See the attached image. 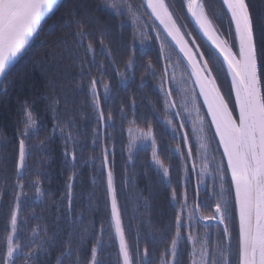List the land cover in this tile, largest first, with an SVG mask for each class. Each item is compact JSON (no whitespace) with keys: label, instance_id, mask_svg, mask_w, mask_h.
Instances as JSON below:
<instances>
[{"label":"trees","instance_id":"obj_1","mask_svg":"<svg viewBox=\"0 0 264 264\" xmlns=\"http://www.w3.org/2000/svg\"><path fill=\"white\" fill-rule=\"evenodd\" d=\"M104 2L65 0L35 39L29 56L15 65V71L9 77L10 82L0 85V253L6 252V235L11 228L10 211L19 191L17 181L24 184L16 237V242L22 247L16 264H57L58 258L61 264H76L77 249L80 264H88L94 246L100 264H122L115 229L109 227L111 197L107 188V169L113 173L118 210L130 249L134 247L137 237L141 248L147 243L151 249V242L155 238L159 243L152 259L153 264H158L159 254L164 251L166 243L174 234V214L179 204L172 199L171 193L175 188L179 199L183 191V165L181 159L173 155L170 149L171 144L177 145V138L173 137L162 120L160 109L163 107V99L157 87L159 80L147 75L141 87L142 74L147 63L152 62L157 77L164 64L163 60H158L160 42L154 40L155 33L149 31L148 26L145 31H149L153 39L146 40L143 45L137 37L136 66L131 79L120 81L109 60L103 55L97 56V63L107 67L103 83L111 86L109 94L105 96L102 84L97 85L100 105L105 114L112 112L113 121L98 122L88 88V76L81 79V60L77 57L83 58L84 52L83 47L77 46L79 38L73 35L77 22L83 23L86 26L85 31L90 33L84 44L91 40L99 49V40L103 37L104 46L111 49L112 58L117 62L116 66L120 71L124 70L123 64L133 45L132 18L127 14L117 15ZM128 2L140 9L142 0ZM246 3L249 4L253 17L259 49V33L264 25V0H246ZM205 5L209 12L210 9L218 10L220 7L219 0H205ZM183 9L186 13V8ZM146 22L152 25L153 19L144 14V9H140L139 24L144 25ZM190 25L192 28L187 30L196 37L201 46L200 50H207L209 47L191 23ZM156 27L159 28L157 24ZM227 27L228 21L225 20L221 31L226 32ZM171 50L177 54L176 50ZM181 66L184 68L183 64ZM100 71L102 69L93 68L91 75L99 78ZM216 74L222 92L226 99H230L229 77L219 68ZM185 75L187 76L186 72ZM221 75L226 79L227 89L221 83ZM54 100L59 103L56 104ZM200 100L202 104V97ZM25 106L32 112L36 124L25 138V168L21 170L23 176L18 177L19 140L24 138L20 133L25 128ZM121 107L124 108L123 115L120 112ZM202 109L209 122L206 107L203 106ZM133 120L135 124L130 123ZM57 123L60 127L53 131V126ZM149 123L160 145L164 164L171 165L169 181L153 167L150 149L140 147L130 156L128 154V128L138 125L147 129ZM60 128L64 129L63 135ZM96 129L99 130L98 136L94 131ZM209 130L213 136L214 128ZM68 133H71L72 140L66 142ZM217 139H213L212 149L217 150L220 160L222 148H218ZM178 141L181 150L186 151L182 139ZM104 147L109 151L107 167L102 165ZM66 152L68 155H65ZM73 152L75 161L71 158ZM190 178L187 182L190 183V189H194L196 182L194 183L192 176ZM37 180L41 188L40 196H37L33 187ZM70 183L72 211L68 213L66 194ZM227 188L228 184L225 183V189ZM191 196L194 197L195 194L192 193ZM226 198L231 203V197ZM101 224L104 226L102 236L99 231ZM37 225L41 229H47V251L39 252L36 254L37 258L25 261L23 254L29 247L35 248L33 241L39 239L33 237L32 233ZM233 226L238 241V219L231 221V227ZM43 236L44 233L41 232L40 237ZM69 241L72 256L67 255L69 249L66 248V242ZM186 244V240L180 241V264H189L190 252L183 251Z\"/></svg>","mask_w":264,"mask_h":264},{"label":"snow or ice","instance_id":"obj_2","mask_svg":"<svg viewBox=\"0 0 264 264\" xmlns=\"http://www.w3.org/2000/svg\"><path fill=\"white\" fill-rule=\"evenodd\" d=\"M108 7L115 10L117 15L127 14L132 18L134 32L132 36L133 45L129 51L126 61L123 64V71L117 68V62L112 58L111 49L104 46L101 36L99 49L88 39L90 33L85 31V25L77 22L76 31L73 33L78 37L77 46L83 47V58L81 60V79L88 76V88L91 94L93 109L97 113L100 123L113 121L111 111L105 114L100 105V94L97 85H101L104 94L110 92V84L103 83L104 73L107 67L97 63V56H105L112 65L113 72L120 81L131 79L134 76L136 66L135 41L139 37L143 45L146 40L153 39L149 31L155 32V41H159L158 60H163L164 64L159 76L152 62L149 61L142 74L141 87H143L144 77L151 75L159 80L158 89L162 94L163 107L160 113L164 116L165 122L172 127L174 133L186 127L180 111L175 112V117H170V113L176 108L172 99L173 90L168 85L175 80V76L169 79V68H175L183 64L187 78L190 79L194 87L187 90L184 99V111H188L190 104L199 117L200 107L198 99L202 97V105L206 107V115L210 117L209 128H214L213 139H217L218 148H222L220 160L213 170V196H219L212 207L211 214L201 211L203 205L199 202V188L195 193L196 199L190 206L188 203V193L185 187L180 198L177 199V190L172 189L171 197L177 200L179 207L174 214V234L166 243L164 251L158 256V264H180L179 243L186 240L191 243V264H232V233L229 223L233 219H238V242L235 249L237 258L236 264H264V25L261 26L260 39L261 46L258 49L257 33L253 22V17L246 0H219L218 10L209 12L206 8L205 0H180L181 7L186 8L184 16H176L173 9L175 4L166 3V0H142L140 9H144V14L149 15V19L154 18L149 31L147 24L140 25V9H136L128 0H105ZM63 6L61 0H0V84L6 85L10 82L9 77L15 71V65L23 61L30 54L31 44L43 29V25L56 11ZM150 9V13L147 10ZM73 15V13H69ZM189 23H181V20L189 19ZM228 21L226 32L221 31L223 21ZM219 21L220 23H217ZM156 22L162 26L156 27ZM194 23L199 32L211 43L212 47L201 51L200 44L191 31H188L189 24ZM234 26V31H233ZM191 38V39H189ZM231 38V43H230ZM169 48L178 49L173 59ZM222 58V59H221ZM225 71L226 77L230 76V99H226L218 83L216 68ZM100 71L99 78L91 75L92 69ZM198 89V91H197ZM56 104L58 100H54ZM133 107L135 100H132ZM124 114V108L120 109ZM25 128L20 135L24 138L19 140V159L17 164V176L22 177V169L25 168L26 143L29 130L35 126L36 121L32 117V112L25 106ZM179 119V124H174V119ZM130 123L135 124V120ZM200 133H204L203 119L199 120ZM60 127L54 124L53 131ZM61 134L64 129L60 128ZM99 135V130H94ZM139 133L138 139L149 140L153 149L152 158L163 170L164 176H169V168L166 167L158 157L156 150V138L151 124L146 130L136 129ZM193 134L197 131L193 127ZM130 136L129 148L131 149L132 128L128 129ZM183 145L187 146L186 151L181 150L178 145L175 148L183 159H194L193 145L189 140V133H180ZM207 136L200 135L198 150L207 159L209 145L205 143ZM72 140L71 133H68L66 142ZM96 143V140H93ZM102 165L108 166L109 151L107 147L102 148ZM65 155H68L66 152ZM71 158L75 161V153H71ZM131 158V157H130ZM215 159V157H213ZM196 166L193 164V171ZM185 171L187 166L185 165ZM208 171L207 164L200 168L199 176L201 182ZM70 180L72 177L69 178ZM219 181V192L216 191V181ZM225 183L228 188L225 189ZM37 196L41 195L39 181L34 182ZM19 191L15 196V203L10 211L11 232L6 235V252L0 253V264H16L21 250V244L15 241L18 230V216L21 207V196L24 184L17 181ZM107 188L111 194V222L109 227H114L115 235L119 239V254L122 257V264H153L152 256L158 241L152 240V247L146 243L141 248L139 238L133 248L130 249L124 233V227L120 212L118 210L116 194L113 184V173H107ZM72 184L68 185L67 212L72 211ZM231 197V203L226 198ZM35 218V217H33ZM211 222L223 225L220 229V239L215 243L211 242L210 235H194L193 221L196 220ZM204 227H209L206 223ZM187 228L186 235L184 229ZM86 231V229H85ZM100 235H103L104 226H100ZM43 232L44 236L40 237ZM35 248L29 247L23 254L25 261L37 258L39 252H46L45 243H48L46 227L41 229L37 225L32 230ZM163 239V237L161 238ZM97 243H100L97 240ZM71 243L66 242L68 256H72ZM76 264H80L79 250L77 249ZM65 253H61L64 255ZM170 257V259H168ZM57 264L61 261L57 260ZM88 264H100L97 260V249L92 247L91 259Z\"/></svg>","mask_w":264,"mask_h":264},{"label":"rangeland","instance_id":"obj_3","mask_svg":"<svg viewBox=\"0 0 264 264\" xmlns=\"http://www.w3.org/2000/svg\"><path fill=\"white\" fill-rule=\"evenodd\" d=\"M104 2V0H103ZM167 3L169 4H175V8L173 9L174 13L176 16H184L185 12L184 9L182 10V8H180V0H166ZM64 3V2H63ZM106 2H104L105 4ZM107 4V3H106ZM215 8H213L212 10L210 9V12L214 11ZM182 23H189V19H184L181 20ZM219 22V21H217ZM220 23V22H219ZM146 24H148V22H146ZM227 25V24H226ZM148 26L151 27V24ZM149 27V28H150ZM224 27V26H223ZM189 28L191 29V25L189 24ZM228 29V27L226 28ZM155 33V32H154ZM205 52L207 53V50L204 49ZM169 51L172 53L173 55V59H175L176 54L172 52L171 48H169ZM17 65V64H16ZM219 67L216 68V70H218ZM184 68L180 65L178 67L175 68H169L168 70V75H169V79L171 80V77L174 75L175 76V80L171 81L170 84L168 85L169 87H171V89L173 90V96L172 99L176 104V108L172 110V112L170 113V117H175V112L176 111H180L182 113V118L185 122L186 127L184 129H180L178 133H174L172 131V127L169 126L164 119V116L162 118V120H164L166 127L170 130V132H172L173 137H176L177 139H175V141H177V145L174 146V144H171V153L173 155H177L180 159H181V163L183 165V167L181 168V174H182V181L181 185H182V190L184 191L185 187L187 188V193H188V203L191 206L193 204L194 199H196V197L191 196L192 193H196L197 188H199V202L202 203L203 207L201 209V211H203L205 214H211L212 211V207L215 203V201L217 199H219V196H213L212 195V191H213V178H212V174H213V170L216 167V164L219 162V158L217 156V150H213L212 149V143H213V136H212V132L209 130V126H208V120L205 116V113L203 111V105L201 104V100L200 98L198 99V106L200 107V112H199V117L197 116V112L195 110L192 109L191 105H188V111L185 112L184 111V99L187 95V90H190L194 87L193 83L191 82L190 79L187 78V76L185 75V72L183 70ZM219 74H221L219 72ZM222 76V75H221ZM225 89H227V85H226V79L222 76V82H221ZM179 119L180 118H175L174 119V124L178 125L179 124ZM203 119L205 121L203 127H204V133H200L199 132V128L201 127L199 120ZM176 121V122H175ZM195 126V128L197 129V131L193 134V127ZM129 128L133 129V132L131 134V149L129 148V144H130V136H129V132H128V154L129 156L131 154H133V152H135L138 148H145V149H150V157H151V163L153 165V167L158 170L159 172H161L162 176L163 174V170L161 169V167L153 160L152 158V146L149 140H144V139H138L139 133L136 131V129H143L146 130L145 128H140L138 125H131ZM128 128V129H129ZM183 132H188L189 133V140L190 143L194 146L193 147V156L194 159H183L180 155V153H177L175 151V148L180 145L178 139H181V135L180 133ZM207 136V140L205 141V143H207L209 145L208 147V151H207V159H204L203 153L200 152L198 150L199 148V140L198 137L200 135H205ZM156 150L158 153V157L161 161V155H160V145L158 144L157 140H156ZM181 146V145H180ZM187 147V146H185ZM215 148V147H214ZM184 151V150H182ZM213 157H215V159H213ZM164 163V162H163ZM193 164H195L196 169L195 171H193ZM207 164L208 166V171L206 173V175L203 178V182H201V177L199 176V172H200V168ZM166 167L169 168V176H165V178L167 179V181H169L171 174H170V168L171 165L168 164H164ZM185 165L187 166V171H185ZM192 176L194 183L196 182V188L194 187V189H190V183L187 182V180ZM191 179V178H190ZM193 183V184H194ZM219 185V181H216V186L218 187ZM216 187V191L217 193L219 192L220 188ZM225 187V186H224ZM182 191V192H183ZM179 207V205H178ZM208 224L209 227H204L205 224ZM223 228V225H217L216 223L213 222H205V221H200V220H196L193 221V232L194 235L197 236H203L205 234H209L210 235V240L211 242L215 243L217 240H219L221 237L220 236V229ZM229 228L230 231L232 232V249H233V254H232V264H236L237 262V258L235 255V249L237 246V242L236 241V235H235V227H231V222L229 223ZM10 232H11V228H10ZM187 233V228L184 229V234L186 235ZM16 237H17V233L15 236V241H16ZM218 238V239H217ZM180 245V243H179ZM179 247V246H178ZM183 251H189L191 252V243L188 242V244H186V246L183 248ZM188 253V252H185ZM168 259H170V257H168ZM98 260V259H97ZM189 264H191V257L189 259Z\"/></svg>","mask_w":264,"mask_h":264},{"label":"water","instance_id":"obj_4","mask_svg":"<svg viewBox=\"0 0 264 264\" xmlns=\"http://www.w3.org/2000/svg\"><path fill=\"white\" fill-rule=\"evenodd\" d=\"M64 1H65V0H61V3L63 4ZM149 11H150V9H149ZM56 13H57V11L55 12L54 15H56ZM54 15H52L51 18H52ZM189 18H190V17H189ZM49 20H50V19H48L47 22H48ZM156 23L158 24V26H159V27L161 28V30L163 31L162 26L159 25V22H156ZM45 25H46V24H44L43 27H44ZM192 25H193V27L195 28L196 32L200 35V37H201V38L205 41V43L211 48L212 45H211V43L207 40V38L204 37L203 34L199 32L197 26H196L194 23H192ZM233 29H234V26H233ZM35 39H36V38H35ZM35 39H34V41H35ZM34 41H33V42H34ZM33 42H32V44H33ZM32 44H31V46H32ZM176 51L178 52V49H176ZM221 59H222V58H221ZM228 77H229V79H230V76H228ZM0 85H1V84H0ZM108 171H109V169H107V173H108ZM110 197H111V194H110ZM117 239H118V237H117ZM118 242H119V239H118Z\"/></svg>","mask_w":264,"mask_h":264}]
</instances>
